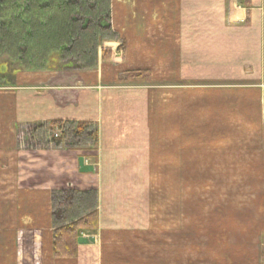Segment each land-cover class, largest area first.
<instances>
[{
    "label": "crops",
    "instance_id": "crops-1",
    "mask_svg": "<svg viewBox=\"0 0 264 264\" xmlns=\"http://www.w3.org/2000/svg\"><path fill=\"white\" fill-rule=\"evenodd\" d=\"M109 9L117 39L102 49L108 60L100 50L92 70H15L0 81V264H82L90 246L84 238L76 258L53 255L51 190L99 194L103 183L110 187L107 173L147 171L166 139L174 164L181 152L188 170L196 154L223 171L253 167L252 215H238L253 224L237 228L238 240L227 246L242 253L237 261L262 264L264 0L247 8L238 0H109ZM135 70H146L149 80H121ZM52 120L95 123L96 148L52 147L42 131L30 135L31 126ZM20 240L27 256L20 257ZM95 248L96 263L104 264V245ZM164 248L155 264H179L178 246ZM215 251L219 264L237 257L224 246Z\"/></svg>",
    "mask_w": 264,
    "mask_h": 264
},
{
    "label": "rangeland",
    "instance_id": "rangeland-1",
    "mask_svg": "<svg viewBox=\"0 0 264 264\" xmlns=\"http://www.w3.org/2000/svg\"><path fill=\"white\" fill-rule=\"evenodd\" d=\"M92 4L93 0H0V64L7 66V73H0V81L15 70L50 71L57 76L67 66L94 69L100 50L110 46L106 41L117 39L114 32L96 33V53H88L86 58L72 59L73 54L65 50L75 27L80 28L85 20V26H99V18L92 22ZM164 132L169 136L170 127ZM163 143L165 147L157 154L152 147L147 171L107 173L110 187L103 183L97 195V228L79 234L78 244H83L82 238L90 242L82 264H97L95 247L103 245L104 264H155L161 250L171 243L178 246L179 264H187L188 259L194 264H219L222 257L217 259L218 246H224L225 254L237 255L232 257V264H245L237 261L242 253L229 252L227 245L238 240L237 228L252 227V219L238 215H252L250 196L257 180L253 167L223 171L219 164L197 162L196 154L194 170H190L192 165L181 152L179 166L174 164L167 148L170 139ZM112 213L126 214L128 219H109ZM226 231L231 233L224 235ZM27 246L20 240V257L27 254ZM261 252L264 264V240ZM243 258L252 259L251 253Z\"/></svg>",
    "mask_w": 264,
    "mask_h": 264
},
{
    "label": "trees",
    "instance_id": "trees-1",
    "mask_svg": "<svg viewBox=\"0 0 264 264\" xmlns=\"http://www.w3.org/2000/svg\"><path fill=\"white\" fill-rule=\"evenodd\" d=\"M238 1L246 8L251 3V0ZM91 15L92 22L95 19H100L98 20L99 26H85V20V23L80 28L75 27L69 35V45L65 46V50L73 54L72 59L78 56H80L78 57L79 59H83L86 58L88 53H96L97 48L94 50V37L96 33L103 34L105 31L113 33L108 24L110 18L109 0H93ZM16 48L17 50H21L20 47L16 46ZM101 57L104 60H108L110 52L102 50ZM149 78V73L146 70H135L126 72L124 78L121 80L148 81ZM55 129L60 130L59 137L53 136L52 132ZM28 131L30 135H33L34 132L39 134L38 131H42L40 133L46 136L45 144L52 147L62 145L66 147H87L88 149H94L98 143L97 125L90 121L52 120L47 123L33 125ZM97 195L96 189L78 190L63 188L51 190L52 252L54 256L74 257L77 253L79 234L82 231H91L97 228Z\"/></svg>",
    "mask_w": 264,
    "mask_h": 264
},
{
    "label": "built area",
    "instance_id": "built-area-1",
    "mask_svg": "<svg viewBox=\"0 0 264 264\" xmlns=\"http://www.w3.org/2000/svg\"><path fill=\"white\" fill-rule=\"evenodd\" d=\"M53 136L54 137H59L60 135V130L59 129H55L53 132H52Z\"/></svg>",
    "mask_w": 264,
    "mask_h": 264
}]
</instances>
